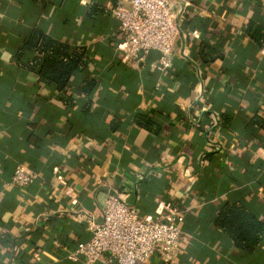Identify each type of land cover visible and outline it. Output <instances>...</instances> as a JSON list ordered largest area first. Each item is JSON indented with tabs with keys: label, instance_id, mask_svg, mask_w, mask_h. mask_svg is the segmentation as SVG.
<instances>
[{
	"label": "crops",
	"instance_id": "0c3cea01",
	"mask_svg": "<svg viewBox=\"0 0 264 264\" xmlns=\"http://www.w3.org/2000/svg\"><path fill=\"white\" fill-rule=\"evenodd\" d=\"M174 3L187 6L162 72L156 51L119 48L123 0H0V264H82L71 253L110 190L143 216H185L173 257L139 264H264V241L246 253L215 224L228 201L264 220V45L248 32L264 0ZM34 27L88 49L66 90L19 64ZM19 163L37 173L27 187L11 183Z\"/></svg>",
	"mask_w": 264,
	"mask_h": 264
},
{
	"label": "built area",
	"instance_id": "2783aa9c",
	"mask_svg": "<svg viewBox=\"0 0 264 264\" xmlns=\"http://www.w3.org/2000/svg\"><path fill=\"white\" fill-rule=\"evenodd\" d=\"M130 7H115L120 19L124 40L119 48L129 58L140 53L156 51L155 66L162 72L172 66L176 56L177 40L181 35V17L187 4L178 8L174 0H123ZM37 173L19 163L11 183L19 187L31 185ZM165 217L143 216L121 193L110 190L102 208V219L96 215L87 218L90 237L79 242L72 258L83 256L82 264H139L157 254L171 259L182 234L183 212L165 204Z\"/></svg>",
	"mask_w": 264,
	"mask_h": 264
},
{
	"label": "trees",
	"instance_id": "16d2710c",
	"mask_svg": "<svg viewBox=\"0 0 264 264\" xmlns=\"http://www.w3.org/2000/svg\"><path fill=\"white\" fill-rule=\"evenodd\" d=\"M248 32L259 44L264 45L262 26L250 24ZM28 51L33 54H27ZM16 56L21 66L39 75L41 82L53 85L60 91L67 89L72 76L82 71L90 59L86 47L72 48L67 42L52 37L39 27L32 29L24 44L16 51ZM97 82L96 79L87 78L82 90H93ZM68 101L73 103L71 98ZM213 153L208 152L207 159ZM215 224L231 237L237 248L246 253L255 252L264 241V220L242 201L223 204L217 213Z\"/></svg>",
	"mask_w": 264,
	"mask_h": 264
}]
</instances>
